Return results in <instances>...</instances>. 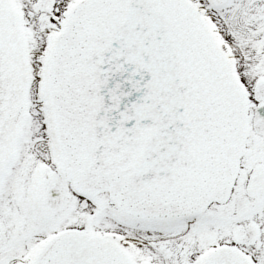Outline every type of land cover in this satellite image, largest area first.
Listing matches in <instances>:
<instances>
[{
  "label": "snow or ice",
  "instance_id": "snow-or-ice-1",
  "mask_svg": "<svg viewBox=\"0 0 264 264\" xmlns=\"http://www.w3.org/2000/svg\"><path fill=\"white\" fill-rule=\"evenodd\" d=\"M0 264H264V0H0Z\"/></svg>",
  "mask_w": 264,
  "mask_h": 264
}]
</instances>
